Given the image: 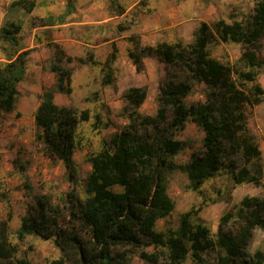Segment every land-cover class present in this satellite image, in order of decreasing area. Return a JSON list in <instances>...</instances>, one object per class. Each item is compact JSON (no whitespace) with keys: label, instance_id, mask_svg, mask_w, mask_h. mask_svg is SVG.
Returning a JSON list of instances; mask_svg holds the SVG:
<instances>
[{"label":"trees","instance_id":"obj_1","mask_svg":"<svg viewBox=\"0 0 264 264\" xmlns=\"http://www.w3.org/2000/svg\"><path fill=\"white\" fill-rule=\"evenodd\" d=\"M35 5V0H14L10 4L27 12ZM109 6L117 14L124 11L118 0H109ZM73 11L74 5L68 2L61 13L48 15L41 22H63ZM213 27L212 30L206 21H200L194 40L187 45L180 41L150 45L143 44L135 34L125 37L131 45L127 56L136 71L144 69V57L156 56L171 76L158 86L156 112L148 115L139 110L146 98L144 87L131 86L123 92L128 122L89 157L91 169L86 176L85 196H80L74 187L65 192L61 204L53 202L48 194L34 195L15 231L19 239L29 234L52 239L59 248V257L49 262L20 258L11 263L16 248L8 241L7 221L0 220V257L7 264H126L125 253H112V247L117 245L159 248L153 253H139L152 264H183L189 256L193 264H264V251H247L253 230H264V193L245 195L224 211L215 238L198 216L201 205L184 211L177 229L165 233L155 228L156 221L174 208L167 193L166 175L170 172H184L190 188L197 191L206 179L220 172L235 184H260L261 152L247 133L245 106L260 102L264 93L255 72L264 67V0H256L246 23L218 19ZM20 30V23L14 21L1 27V36L15 48V53L8 54L0 63V113L14 109L19 82L25 76L33 49L20 46ZM218 41L240 43L239 59L248 69H234L212 57L209 45ZM51 45L53 57L46 60L44 67L55 74V81L52 88H43L34 110L36 137L42 142L44 153L60 160L68 180L75 184L76 131L90 114L88 109L77 111L53 101L54 91L67 95L72 91L73 70L64 62L73 57L56 43ZM117 52L115 41H111V51L101 63L104 85L114 80L112 63ZM76 59L81 63H99L92 53ZM177 69L185 77L181 78ZM190 79L206 85L204 100L186 103L185 98L193 89ZM244 81L253 83L250 91L244 87ZM187 120L203 131L202 149L193 152L188 161L176 163L173 157L189 145L188 140L176 137ZM14 163L30 193L24 164L18 160ZM65 211L70 219L61 225Z\"/></svg>","mask_w":264,"mask_h":264},{"label":"rangeland","instance_id":"obj_2","mask_svg":"<svg viewBox=\"0 0 264 264\" xmlns=\"http://www.w3.org/2000/svg\"><path fill=\"white\" fill-rule=\"evenodd\" d=\"M14 0H0V63L4 62L8 54L15 53V48L1 36V27L8 21L20 23V46L32 47L24 78L19 82L14 109L0 113V220L7 221L8 241L16 248L10 258L11 263L20 258L31 262H49L60 255L59 248L52 239L29 234L19 239L16 229L20 224L21 216L25 213L31 197L45 193L55 203H64L65 192L74 187L80 196H85L84 188L88 172L91 169L89 157L102 149L104 141L110 135L119 131L127 122L126 102L123 92L131 86L144 87L146 98L140 106V112L153 115L158 108V86L171 78L167 73L166 65L156 56L144 57V69L136 71L130 58L127 56L126 38L123 34H139L143 44L155 45L159 42L175 43L180 41L187 45L194 40L200 21H206L213 30V23L218 19L226 22L241 21L246 23L256 0H202L203 10L185 12L184 18L171 5L168 11L152 12L146 10V0H139L135 7L129 10V18L114 17L100 24H77L70 29L71 34L82 42L92 38L90 42L117 38L118 52L113 61L114 80L110 84H102V61L106 47H100L96 52L99 63H81L76 58L71 62H64L65 66L73 70L71 77L72 91L62 94L56 99L58 105H69L77 111L88 109L90 117L81 121L76 131V147L74 162L78 171L77 182L71 183L66 175L62 162L56 158L48 157L43 150L42 142L36 137L37 127L34 123V110L40 101V86L42 76L48 72L41 68L45 58L51 57L55 42L53 31L59 33L63 27H41L42 19L48 15H57L62 12L68 2L74 5V12L70 19L86 20L102 10L105 15H114L109 9V0H35L36 6L27 12L21 8L11 7ZM171 3L194 0H168ZM121 2V0H120ZM199 15H201L199 17ZM201 18V19H199ZM158 26L147 27L149 22ZM36 26V27H35ZM117 26L123 27L119 29ZM167 26V27H164ZM139 29V30H138ZM134 31V32H133ZM264 47V35L262 37ZM110 48V44H107ZM68 53V50H65ZM74 52L81 56L92 53L94 48L81 45L74 47ZM242 51L240 43L235 41L214 42L209 45L212 57L220 62L232 66L234 69L246 70L248 67L239 59ZM76 56V54H74ZM182 77L184 73L176 70ZM256 79L264 91V67L256 68ZM54 79L46 80V86H51ZM192 92L186 96L187 104L205 99L208 88L203 82L189 81ZM251 81H244L247 91L252 88ZM262 100L253 105L245 106L247 133L258 144L261 152L262 177L260 184H235L230 177L220 172L206 179L199 191L190 188L189 180L182 171L175 170L166 175L167 193L174 202V208L169 215L156 221L157 230L168 232V229H177L181 214L192 206L201 205L198 216L206 225L213 238L217 235V225L220 215L231 209L235 203L247 195H260L264 193V93ZM98 115L99 119L96 117ZM177 138L188 140L189 145L179 151L174 157L176 163L189 160L191 154L202 149L203 131L194 122L187 120L185 128L176 135ZM14 160L25 166L30 185V193L24 184L19 167ZM115 190H120L114 186ZM60 220L61 225L69 221L68 212ZM256 249L264 251V230L256 227L247 245V251L253 253ZM153 253L159 248L149 245L147 247L132 248L130 245H117L112 247V253L126 254V264H152L140 256V251ZM8 262L0 257V264ZM183 264H193L189 256Z\"/></svg>","mask_w":264,"mask_h":264},{"label":"crops","instance_id":"obj_3","mask_svg":"<svg viewBox=\"0 0 264 264\" xmlns=\"http://www.w3.org/2000/svg\"><path fill=\"white\" fill-rule=\"evenodd\" d=\"M138 2H139V0H121V2H120V0H118V3L124 9L123 13H121V14H117V12L114 9L109 7V9L112 10L114 15L112 14V15L107 16L104 13H102L103 12L102 10H99V11H97L96 15H93L90 19L74 20V19H70V17H69L70 14H69V15H67L65 17L63 22H54V23L49 24V25H43L42 24L41 27H48V28H52V27H55V26L63 27L64 30H62V28H61V31L59 33H57L56 31H53V34L55 36V40H54L55 42H53V43H56L64 51L68 50V53L66 51H65V53L67 55L72 56L73 57L72 60H74L76 57H86V56H81V55H79L78 52H74L73 51L75 46L81 45L82 48H85L86 46L94 48V53H95V56L93 54L94 59H96L97 50L100 49V47H106L105 48L106 51L104 53L103 58H101V59L99 58V60L103 61L105 59V57L108 55V53L111 51V41H115V43L117 45V43H118L117 38L120 37V36H114V37H111L109 39H102L101 41H97V42H92V41L90 42V40L92 38H88L86 42H82L78 38H76L75 36H73L71 34L70 29H73L75 27V25H77V24H95L94 27L100 28V24H102L104 22H107L108 20H111L114 17L115 18L116 17H118V18H126V17H128L129 18V16H130L129 10H131V8L135 7V5ZM203 4L204 3L202 2V0H194V2H190V1L182 2V1H180V2H176L174 4L171 3V1H168V0H146L145 7L147 8L146 10H149V11H152V12H156V11L157 12H164V11H168L170 6L172 5L174 7V9L178 13L181 14V16H184V18H188V16H185L186 15L185 12H189L192 9V10H197V11H199V13H201L200 11L203 10ZM200 16L201 15H199V17ZM199 19H201V18H199ZM146 26L152 28L153 26H158V25H155L153 22L151 23L150 20H149V22L146 24ZM164 27H167V26H164ZM117 28L124 29L123 27H120V26H117ZM133 34L139 36V34H137V33H133ZM128 35H130V34H123V35H121V37H123V36L126 37ZM18 36L20 37L19 33H18ZM107 44H110V48H109V46ZM126 44H128V46L126 47L127 49L129 47H131L130 43L127 40H126ZM50 46H52V45H50ZM21 47L24 48L26 46H21ZM117 47H118V45H117ZM53 50H54V47H53ZM74 54H76V56ZM52 57H53V54H52L51 57L45 58L44 61L41 64V68L44 71L48 72V73H47V75H45V77L42 76V84H41L40 90H39L40 94H41L43 88H52L53 84H54V81H55V74L52 71H49L48 69H46L44 67V65L46 63V60L51 59ZM29 58H30V56H29ZM96 60H98V59H96ZM143 61H144V58H143ZM27 66H28V63H27ZM26 71H27V69H26ZM25 75H26V73H25ZM71 77H72V75H71ZM51 79H54L52 85L51 86H46V80L51 81ZM62 94L63 93H61V92L54 91L53 92V101L55 102L56 99H61V95Z\"/></svg>","mask_w":264,"mask_h":264}]
</instances>
